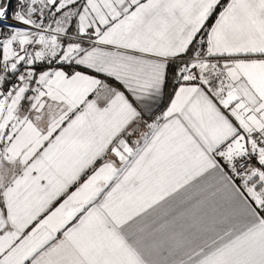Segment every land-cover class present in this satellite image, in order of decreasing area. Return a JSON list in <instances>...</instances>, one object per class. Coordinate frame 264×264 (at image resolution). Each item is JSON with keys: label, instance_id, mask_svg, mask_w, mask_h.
Listing matches in <instances>:
<instances>
[{"label": "snow or ice", "instance_id": "obj_1", "mask_svg": "<svg viewBox=\"0 0 264 264\" xmlns=\"http://www.w3.org/2000/svg\"><path fill=\"white\" fill-rule=\"evenodd\" d=\"M0 264H264V0H0Z\"/></svg>", "mask_w": 264, "mask_h": 264}]
</instances>
